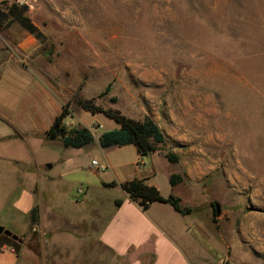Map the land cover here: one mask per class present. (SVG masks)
I'll return each mask as SVG.
<instances>
[{"label": "rangeland", "instance_id": "obj_1", "mask_svg": "<svg viewBox=\"0 0 264 264\" xmlns=\"http://www.w3.org/2000/svg\"><path fill=\"white\" fill-rule=\"evenodd\" d=\"M12 4L28 7L43 37L16 23L0 27V66L29 67L35 86L68 95L71 114L77 99H94L131 119L152 118L165 140L146 156L133 145L102 149L100 133L119 125L83 112L65 118L96 136L78 157L40 140L30 142V154L19 144L0 145V154L57 181L73 159L77 170L59 191V205L80 216L123 194L101 182L150 175L162 196L209 214L226 237L227 250L210 252L208 264H264V0H0V9ZM92 160L107 169L89 167ZM16 169L0 162V208L22 190L2 180ZM172 175L182 178L175 189Z\"/></svg>", "mask_w": 264, "mask_h": 264}, {"label": "crops", "instance_id": "obj_2", "mask_svg": "<svg viewBox=\"0 0 264 264\" xmlns=\"http://www.w3.org/2000/svg\"><path fill=\"white\" fill-rule=\"evenodd\" d=\"M7 66L8 62L0 66L4 68L0 73V126L7 128L6 133L0 134V145H20L30 154V142L40 140L45 149H63L61 141L46 140L45 133L62 107H69L68 95L57 88L35 86L29 67L27 71H17ZM71 107L72 119H79L86 112L78 104ZM63 123L69 128H81L65 119ZM92 144L75 149L79 152L70 157H78ZM72 160L66 159L62 180L57 181L60 176L57 179L45 173L40 177L38 168L29 162L0 154V162L22 170L2 180L20 184L23 190L0 208V226L22 240H13L14 244L9 242L11 238L0 236V264H208L214 260L210 252L220 247L227 250L226 237L209 214L202 216L193 210L181 215L170 205L158 202L142 211L124 192L116 198L122 200L120 207L114 206V199L112 205L104 208L91 207L93 210L85 216L62 212L59 191L75 175L77 167ZM99 166L107 169L105 165ZM53 167L51 164L48 169ZM139 178H147L146 183L157 188L150 175ZM178 185L181 182L172 189ZM79 191L83 193L82 189ZM35 208L36 223L32 224L31 210ZM41 235L45 236L43 243Z\"/></svg>", "mask_w": 264, "mask_h": 264}, {"label": "trees", "instance_id": "obj_3", "mask_svg": "<svg viewBox=\"0 0 264 264\" xmlns=\"http://www.w3.org/2000/svg\"><path fill=\"white\" fill-rule=\"evenodd\" d=\"M28 7L25 5L12 4L4 6L0 9V27H10L12 24H18L28 34L36 39H42V34L39 32L36 25L31 19L26 16ZM109 90V86L105 91ZM78 106L91 114H103L107 118L115 121L119 127L101 133L98 137V144L100 148L125 147L133 145L140 156H146L158 150V146L164 143V135L159 126L149 117H144L142 120L131 119L120 113L118 110L104 109L96 105L94 99H77ZM70 115L68 104L62 107L61 113L54 119L51 127L45 133V139L49 141H61L65 149H80L94 141V136L88 128H66L63 121ZM167 160L170 163L177 161L176 156L167 155ZM147 178H135L117 184L115 182H103L102 185L106 188H114L119 186L120 189L128 196V198L137 203L142 211H146L149 206L154 203H164L170 205L176 212L181 215H188L192 209L183 206L180 203V198L173 195L164 197L161 195L158 188L146 183ZM182 181L181 176L172 175L169 183L172 187ZM121 199L114 201L115 207H120ZM37 209L31 210V223H36ZM213 220L216 212L213 209Z\"/></svg>", "mask_w": 264, "mask_h": 264}, {"label": "water", "instance_id": "obj_4", "mask_svg": "<svg viewBox=\"0 0 264 264\" xmlns=\"http://www.w3.org/2000/svg\"><path fill=\"white\" fill-rule=\"evenodd\" d=\"M1 235H4L6 237H9V238H11L12 240H14L16 242H19V243L22 242V240L18 236L12 234L11 231H9L7 229H4L2 226H0V236Z\"/></svg>", "mask_w": 264, "mask_h": 264}, {"label": "built area", "instance_id": "obj_5", "mask_svg": "<svg viewBox=\"0 0 264 264\" xmlns=\"http://www.w3.org/2000/svg\"><path fill=\"white\" fill-rule=\"evenodd\" d=\"M91 166L96 167L97 170L100 169V166H99V164H98L96 161H93V162L91 163ZM102 169H103V168H102ZM78 193H81V191H79Z\"/></svg>", "mask_w": 264, "mask_h": 264}]
</instances>
